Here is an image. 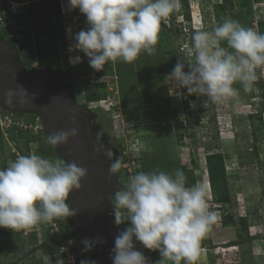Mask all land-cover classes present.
<instances>
[{"label":"rangeland","instance_id":"rangeland-1","mask_svg":"<svg viewBox=\"0 0 264 264\" xmlns=\"http://www.w3.org/2000/svg\"><path fill=\"white\" fill-rule=\"evenodd\" d=\"M225 1H230L226 8L221 5ZM28 3V0L11 1L0 13V25L25 22L28 18L24 16V7ZM60 3L67 21L62 29L66 48L63 54L59 53V59L65 58L67 66L60 78L70 80L80 105L85 102L84 84L87 81L91 85V93L102 95L100 101L88 105L96 134L121 160L112 194L126 185L130 175L139 171L173 172L182 169L186 176H193L196 184L206 187L209 210L213 209V202L212 205L221 209L217 214L221 212L227 220L231 215L235 222L234 225L216 223L212 227V247L200 251L196 264H264V67L256 70L257 80L249 92L245 93L236 84L234 87L240 89L238 96L223 103L205 105L203 98L193 96L188 101L190 112L196 115L200 107L205 112L203 122L201 120L191 127L183 113L184 100L189 95L184 90V96L178 97L179 86L172 78L166 79L177 62L189 56L192 35L197 31H211L224 18L264 33V0H181L180 11L161 21L155 55L142 53L131 64L120 60L109 62L103 72L94 71L89 66V58L74 48L76 33L88 27L86 17L79 10L69 11L68 0H60ZM76 56L81 57L82 62L71 63L70 58ZM44 59L49 61L47 56ZM43 67L36 61L28 71ZM97 83L105 86L97 88ZM111 101L120 107L117 112L107 111ZM254 111H258L261 118L247 120ZM21 114L22 119L18 116L20 120L14 119L23 123L24 118L29 122L38 116L36 112ZM214 115L216 124L208 121ZM234 119L239 122L236 126L241 125L237 134L227 132ZM105 134L112 138L110 142L106 141ZM46 144L47 139L42 137L30 145L28 153L19 152V155L37 154L62 159L56 152L46 155L43 152ZM1 146L3 156L0 157V165L5 160L8 166L9 162L16 160L11 156V153L18 152L16 144L12 138H3ZM207 147H218L224 159L230 203L221 204L222 208L214 199L209 181ZM123 158L127 161L124 162ZM243 218L248 226L247 236L241 229L240 220ZM50 227L53 228L52 221L14 233L5 229L4 237L0 238V264H57L63 252L72 253L70 264L89 259L80 239H71L74 243L69 245V240L61 238L64 230L60 233L59 228H54L58 235L49 236ZM72 231L70 226L65 228L66 233ZM250 235L253 237L250 238ZM47 237H57V242L51 244L48 253L39 249V245L48 240ZM232 242L236 243L238 251L232 252L234 250L228 248L230 250L223 252L222 248L230 247L228 245ZM57 244L59 251L55 249L54 252ZM135 246L149 259V264H155L161 258L160 254L149 256L138 241ZM206 254L207 260L204 259Z\"/></svg>","mask_w":264,"mask_h":264},{"label":"clouds","instance_id":"clouds-1","mask_svg":"<svg viewBox=\"0 0 264 264\" xmlns=\"http://www.w3.org/2000/svg\"><path fill=\"white\" fill-rule=\"evenodd\" d=\"M181 7V0H68V10H79L88 24L86 30L76 33L74 48L89 58V66L97 72H103L109 62L120 60L131 64L142 53L155 55L161 21L179 12ZM191 40L189 56L180 59L166 77L179 86L178 97H183L186 90L189 96L203 98L205 105L219 104L238 96L240 89L234 87L236 84L245 93L252 89L257 80L256 70L264 67V33L224 18L211 31L195 32ZM70 62L82 60L76 56ZM13 95L12 91L6 93V103H10ZM119 108L111 101L107 111L117 112ZM258 116L260 113L254 111L247 120ZM232 123L227 132L237 134L241 125H235L239 123L237 119ZM78 135L73 128L54 132L46 139L57 148ZM104 155L111 162V182L119 173L121 160L113 159L110 148L104 150ZM86 176L87 171L75 161L68 163L37 154L19 155L0 169V228L15 232L74 216L69 199L74 191L81 189ZM212 204L210 211L206 187L200 183L189 186L182 169L139 171L130 175L126 185L114 192V222L117 226H128L115 237L112 264H149L143 252L136 249V241L160 253L161 258L155 264H196L200 251L205 250L201 249V242L218 216L221 220L224 216ZM96 242H100L99 237ZM73 243L68 241L69 245ZM81 243L85 252L92 250L93 241L85 239ZM223 248L238 251L237 246ZM57 264L64 261L58 260ZM80 264L95 262L82 259Z\"/></svg>","mask_w":264,"mask_h":264},{"label":"water","instance_id":"water-1","mask_svg":"<svg viewBox=\"0 0 264 264\" xmlns=\"http://www.w3.org/2000/svg\"><path fill=\"white\" fill-rule=\"evenodd\" d=\"M11 1L0 0V13ZM9 91L14 95L10 103H6ZM0 109L13 114L36 112L41 117L46 137L60 130L77 129V137L55 148L63 160L75 161L87 171L81 189L70 196L69 204L75 212L70 217L78 238L94 242L89 252L91 260L95 264H112L115 237L123 228L115 224L111 209L115 177L109 182L111 162L104 155L109 147L96 135L89 110L77 103L74 92L60 75L50 70L28 71L15 46L1 35ZM97 237L100 242H96Z\"/></svg>","mask_w":264,"mask_h":264},{"label":"trees","instance_id":"trees-1","mask_svg":"<svg viewBox=\"0 0 264 264\" xmlns=\"http://www.w3.org/2000/svg\"><path fill=\"white\" fill-rule=\"evenodd\" d=\"M28 1H30V3H28L27 6L24 7V14H25L24 16L26 19L27 18L28 19L25 22L21 21L5 26L0 25V35L9 43H11L13 46H15V48L19 53L20 60L27 70L31 67V65L34 62L37 61V63L40 64L41 67L44 66L43 68L56 69L58 71H61L67 66V63L65 61V58L63 59L61 57V59H59V53L63 54V51L66 48L64 42V36L62 34V29L64 27L65 21L62 17L60 0H28ZM228 4H230V1H225L221 5H223L224 8H226ZM174 19H175V15L172 16L173 21ZM249 20L250 21L248 22L250 26L251 19ZM224 46H226V44ZM45 56L49 58V61H46L44 59ZM108 64L106 65L108 66ZM68 83L67 85L73 91L72 83L70 82V80L68 81ZM95 86L97 88H102L105 85L97 83ZM259 86L262 87L261 83H259ZM84 90L86 94L84 97L85 106H87L91 102L100 101V98L102 96L101 93H91V85L89 84L88 81L84 84ZM192 98L194 97L188 96V98L184 100V108H183L184 119L186 123L189 124L190 127L193 124H198L201 121V118L205 112L202 109V107L199 108V113L196 115H193L190 112L188 101ZM17 116L21 118L22 114H17L14 117L17 120H19ZM35 118L33 117V120ZM257 118L260 119L261 115L258 116ZM208 121L210 123L216 124V116L215 115L212 116L211 118L208 119ZM10 134L11 137L13 138L16 137V149L18 153L19 152L28 153L30 150V145L33 144L34 141H39L42 139V137L47 138L44 136L42 130H38L37 134L33 135V133H31L29 130H25L17 126L13 127ZM104 137L108 142L112 140V138L107 134H105ZM1 141H3V139L0 136V157L2 158L3 148L1 146ZM218 150H219L218 147H214V148L207 147L206 163L208 167L209 181L211 183L215 201L222 205H228L230 203V196L227 189V182H226L227 179H226V172L224 167V159L221 152H218ZM43 152L47 155L56 152V150L47 143ZM12 156L13 158L17 157L15 154H12ZM126 161L127 159L125 158L124 162ZM6 167H7L6 162L5 160H3L2 164L0 165V169ZM187 184L189 186L196 184L192 175L187 176ZM113 198H114V194L111 197V209H112ZM230 216L231 215H229V220H227L225 216H223L222 225L235 224L233 218ZM53 222L57 224L59 228L58 231H60V233L64 230V234L61 235V238L64 241H68L71 239H78L77 235L75 234L74 225L72 223L70 216L54 219ZM240 224L242 231L246 233L247 236L248 226L246 223V219L244 218L241 219ZM68 226H70L73 229V231L66 233L65 228ZM122 226L123 228H126L128 225L125 224ZM4 230L5 228H0V238L4 237ZM48 232H51L48 234L49 236L58 235V233L52 232L51 230H49ZM12 233H14V231H12ZM47 238L48 240L44 241V243L39 246V249H43L45 252L48 253L49 248H51V244L57 242V237L56 238L47 237ZM228 246H237V245L235 242H232L229 243ZM58 247H60L59 244H57L54 247V252L55 249L56 252L59 251ZM208 247H212L210 232L201 242V249H208ZM146 252L149 254V256L160 254L158 251H151L148 249H146ZM86 253L89 260H91L90 253L89 252ZM71 254L72 253H64V252L62 253V260L64 261V264H70L69 258L72 256ZM74 264H80V262L77 261Z\"/></svg>","mask_w":264,"mask_h":264},{"label":"built area","instance_id":"built-area-1","mask_svg":"<svg viewBox=\"0 0 264 264\" xmlns=\"http://www.w3.org/2000/svg\"><path fill=\"white\" fill-rule=\"evenodd\" d=\"M15 119H14L13 114L3 112L0 110V130H1L2 136L4 137L5 140H8L10 130L14 126L23 128L25 130L32 131V132H34L33 135H36L38 130H41V128H42V121H41V118L39 116H37L35 118V121L31 120L29 122L24 118L25 123H23L22 121H16ZM21 119H22V117H21ZM18 156H19V154H17V157ZM122 167L125 168L124 165H122ZM216 223H217V225L222 224L221 217L218 216ZM232 248H236V247H232ZM224 250H226V249L222 248L223 252H225Z\"/></svg>","mask_w":264,"mask_h":264},{"label":"bare ground","instance_id":"bare-ground-1","mask_svg":"<svg viewBox=\"0 0 264 264\" xmlns=\"http://www.w3.org/2000/svg\"><path fill=\"white\" fill-rule=\"evenodd\" d=\"M13 129V128H12ZM11 129V130H12ZM11 130H10V132H11ZM42 130V129H41ZM31 133H34V132H32V131H30ZM11 134H9V136H8V138H12V140L14 141V143L16 144V137H11L10 136ZM0 136L2 137V139L4 138L3 136H2V134H1V130H0ZM12 154H15L16 156H17V154H19L18 152H15V153H11V156H12ZM13 157V156H12ZM17 158V157H16ZM16 158H14V159H16ZM73 223V222H72ZM52 225H53V228L51 229V227L49 228V230H51L52 232H55L57 229H58V226H57V224L55 223V222H53L52 221ZM54 228H57L56 230H54ZM122 228H123V226H122ZM74 231H75V229H74ZM75 234H76V232H75ZM78 237V236H77ZM79 239V238H78Z\"/></svg>","mask_w":264,"mask_h":264},{"label":"flooded vegetation","instance_id":"flooded-vegetation-1","mask_svg":"<svg viewBox=\"0 0 264 264\" xmlns=\"http://www.w3.org/2000/svg\"><path fill=\"white\" fill-rule=\"evenodd\" d=\"M40 70H50V71H53L55 74H59V75L64 71V69L61 70V71H58V70H56V69H47V68H42V69H40ZM63 82L66 83L65 80H63ZM67 83H68V81H67ZM67 83H66V84H67ZM68 84H69V83H68Z\"/></svg>","mask_w":264,"mask_h":264},{"label":"crops","instance_id":"crops-1","mask_svg":"<svg viewBox=\"0 0 264 264\" xmlns=\"http://www.w3.org/2000/svg\"><path fill=\"white\" fill-rule=\"evenodd\" d=\"M254 256H255V255H254ZM207 257H208V256H207V254H206V256H205V258H204V259H205V260H207Z\"/></svg>","mask_w":264,"mask_h":264}]
</instances>
